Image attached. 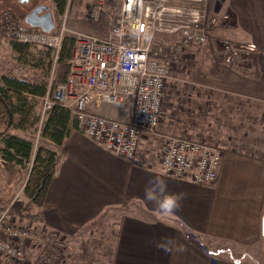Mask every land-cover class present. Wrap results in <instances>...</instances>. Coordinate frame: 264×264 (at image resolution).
I'll return each instance as SVG.
<instances>
[{"label": "crops", "instance_id": "crops-1", "mask_svg": "<svg viewBox=\"0 0 264 264\" xmlns=\"http://www.w3.org/2000/svg\"><path fill=\"white\" fill-rule=\"evenodd\" d=\"M221 8L219 13L230 16V21H222L224 31L238 44L255 43L260 54L249 61L239 58L232 67L250 76L255 93H264V0H224ZM101 106L93 111L120 121L130 119L131 105L121 113L113 110L116 117ZM242 130L233 123L225 127L219 147L223 156L212 184L165 174L163 143L155 145L157 134H143L132 158L106 150L76 129L70 128L60 145L43 140L44 147L58 154V161L43 205L37 207L38 223L67 239L115 207L121 214L110 264H259L251 251L264 244V155L258 157L257 147L247 150ZM9 133L24 137L16 130ZM3 165L0 158V168ZM0 171V193L5 194L12 185L7 183V169ZM156 177L167 182L169 192L185 193L175 212L163 214L145 200V188ZM165 240L172 241L164 245L169 251L160 246ZM180 245L184 251L177 250ZM229 245L243 250L234 255L224 249ZM8 262L0 255V264Z\"/></svg>", "mask_w": 264, "mask_h": 264}, {"label": "built area", "instance_id": "built-area-1", "mask_svg": "<svg viewBox=\"0 0 264 264\" xmlns=\"http://www.w3.org/2000/svg\"><path fill=\"white\" fill-rule=\"evenodd\" d=\"M164 1L93 0L88 16L92 21L102 15L106 17L109 31L105 36L72 30L66 26L65 19L46 32L17 20L9 10L2 11L0 31L7 39L48 48L54 62L58 61L63 39L66 36L74 39L72 54L67 60L66 80L53 87L49 82L46 94L40 97V125L54 105L62 106L69 113V128L94 138L108 151L134 157L141 136L154 133L160 123L170 62L178 58L183 46L203 44L209 36L204 15L199 11L187 12L189 19L176 28L182 36L181 45L168 48L172 58L162 62L151 56L154 34L160 31L163 12L167 9L163 7ZM227 19L225 14L221 18L213 17L212 21L217 24ZM221 49L225 63H232L236 58L248 60L257 51L252 43L245 45L229 40L222 42ZM102 104L131 105L130 119L120 121L93 111ZM222 156L219 147L206 141L167 136L161 166L167 175L212 184L217 179ZM21 194L23 187L0 208V255L18 264L59 263L63 244L58 234L46 232L45 228L33 232L16 223L14 208L23 201ZM26 241L41 245L31 263L26 257Z\"/></svg>", "mask_w": 264, "mask_h": 264}, {"label": "rangeland", "instance_id": "rangeland-1", "mask_svg": "<svg viewBox=\"0 0 264 264\" xmlns=\"http://www.w3.org/2000/svg\"><path fill=\"white\" fill-rule=\"evenodd\" d=\"M92 2L93 0H67L64 12L58 14L51 0H0V14L4 10H9L16 16H23L24 18L25 14L33 7L38 4H45L53 13L55 26L65 19L66 26L72 30L105 36L109 31L106 17L102 15L96 21L89 19L88 7ZM163 3V7L167 8L168 11L166 9L163 12L160 31L154 34L151 43V56L162 62L172 58L168 48L170 45H181L182 36L176 28L189 19L187 12L199 11L204 15V21L209 27V36L203 44L183 46L178 58L170 62V78L165 87L161 120L156 131L152 133L158 135L155 145H158V141L164 145L167 136H181L206 141L220 147V142L224 141L223 131L225 127L233 123L235 126L244 127V131L242 130L241 133L246 134L247 150L254 151V147H257L255 149H258V157H263L264 93H255V90L251 88L255 84L249 80L250 76L244 72H238V69L235 70L232 67L233 65L224 62L221 49L222 42L224 40L233 43L238 42L224 31L222 22L217 24L209 22L213 14V0H165ZM170 10L173 12L180 11L182 14L178 15L170 12ZM223 10L224 7L221 8V11ZM222 14V12H218L215 17L221 18ZM229 19L230 16L227 20ZM249 43L256 45L253 42L241 44ZM41 49L40 46H32L34 53ZM258 53L257 49L255 53L250 54L248 61L260 56ZM51 60L48 83L51 82L50 85L52 86L50 79L53 72H56L57 62ZM20 65L22 66L16 61V54L11 48V40L7 39L0 31V74L6 73L8 69H13V73L17 77L25 76L24 70L17 68ZM128 106L103 105L101 107H107V110L111 111L110 115L116 117V114L112 112L113 110L121 113ZM22 136L32 142L33 149L45 144L41 136L37 137V132H22ZM2 167L0 169H4V167L7 169L9 173L7 183L11 181L12 186L5 194L0 193V208L6 206L19 189L24 187L30 165L24 169L15 168L17 171H13L6 164ZM9 176H12L13 180H10ZM21 197L23 201L14 208L16 223L33 232L43 230L42 224L38 223L40 220L34 221L35 224L31 223L33 227L29 226V220H19L16 209L20 208L27 200L24 192ZM31 213L40 219L37 206L32 209ZM120 214L119 209L115 207L107 208L73 236L63 239L64 237L57 233L63 244L62 257L57 264H110L116 224ZM46 230L49 232L48 229ZM217 246L219 247V245ZM25 247L26 257L31 263L41 245H33L32 242L26 241ZM260 248L251 251V254L255 261L264 264L263 243ZM224 249L232 251L234 255H237V250L240 252L243 250L233 245L226 246Z\"/></svg>", "mask_w": 264, "mask_h": 264}, {"label": "trees", "instance_id": "trees-1", "mask_svg": "<svg viewBox=\"0 0 264 264\" xmlns=\"http://www.w3.org/2000/svg\"><path fill=\"white\" fill-rule=\"evenodd\" d=\"M57 13L62 14L67 0H51ZM14 14V13H13ZM14 17L23 21V16ZM226 22V21H225ZM74 39H63L57 61L52 87L64 82L68 75L67 60L71 57ZM31 44L11 41V48L16 54V61L22 66L25 76L17 77L13 69L0 74V158L12 169H24L30 165L29 174L23 187L26 202L18 209L19 220H29L30 225L40 220L32 209L41 207L45 200L50 180L58 161V154L44 146L33 149L32 142L24 137L10 134V130L35 133L40 132L42 139L60 145L69 134V113L62 106L54 105L40 125L41 100L49 88L48 73L52 62V53L42 47L37 53L32 52ZM234 62L230 63L233 65ZM57 234L55 231H51ZM9 261V260H8ZM5 264H18L9 261Z\"/></svg>", "mask_w": 264, "mask_h": 264}, {"label": "clouds", "instance_id": "clouds-1", "mask_svg": "<svg viewBox=\"0 0 264 264\" xmlns=\"http://www.w3.org/2000/svg\"><path fill=\"white\" fill-rule=\"evenodd\" d=\"M144 198L154 204L161 213L170 214L180 207L181 201L185 199V193L169 192L167 182L161 177H156L149 181L144 191ZM171 243V240H165L164 244L160 246L164 247L165 251H169L171 249L164 245H170ZM177 250L184 251V248L180 245Z\"/></svg>", "mask_w": 264, "mask_h": 264}, {"label": "water", "instance_id": "water-1", "mask_svg": "<svg viewBox=\"0 0 264 264\" xmlns=\"http://www.w3.org/2000/svg\"><path fill=\"white\" fill-rule=\"evenodd\" d=\"M224 0H214L212 10L218 13ZM25 24L30 27H37L43 31L49 32L55 27L53 13L49 10V6L38 4L27 12L23 18ZM262 234L264 236V216L262 218Z\"/></svg>", "mask_w": 264, "mask_h": 264}]
</instances>
